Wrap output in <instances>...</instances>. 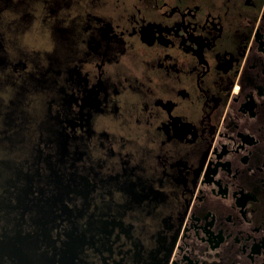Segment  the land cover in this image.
<instances>
[{
    "label": "flooded vegetation",
    "instance_id": "flooded-vegetation-1",
    "mask_svg": "<svg viewBox=\"0 0 264 264\" xmlns=\"http://www.w3.org/2000/svg\"><path fill=\"white\" fill-rule=\"evenodd\" d=\"M0 264H264V0H0Z\"/></svg>",
    "mask_w": 264,
    "mask_h": 264
}]
</instances>
